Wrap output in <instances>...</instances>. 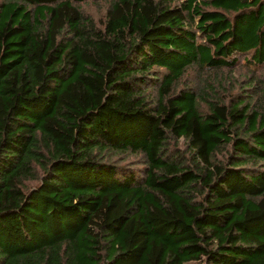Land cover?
Segmentation results:
<instances>
[{"label":"trees","instance_id":"1","mask_svg":"<svg viewBox=\"0 0 264 264\" xmlns=\"http://www.w3.org/2000/svg\"><path fill=\"white\" fill-rule=\"evenodd\" d=\"M191 263L264 264V0H0V264Z\"/></svg>","mask_w":264,"mask_h":264},{"label":"rangeland","instance_id":"2","mask_svg":"<svg viewBox=\"0 0 264 264\" xmlns=\"http://www.w3.org/2000/svg\"><path fill=\"white\" fill-rule=\"evenodd\" d=\"M99 3L101 2L96 1V4L98 6H102ZM97 5H93L92 9L89 12L94 13L95 10H98L99 8L96 9ZM218 72L220 73L206 74V73L201 72L202 74L201 76L198 73H196L195 70H192L188 72V76L185 78V82L193 84L194 86H196L197 89L200 88L204 83L208 84V83H211L212 81L215 83H218L220 88L226 86V83H230V84L234 83L238 87L248 77L251 76V77L259 78L262 75L261 68H256V69L249 71L245 69V67H243L242 65L234 69H228L226 71H218ZM255 80H258V79H255ZM259 85L260 84H257L256 92L258 90ZM256 96L260 97L259 94H256ZM132 160H135V159L127 158L125 161L128 162ZM191 264H198V263H191Z\"/></svg>","mask_w":264,"mask_h":264}]
</instances>
